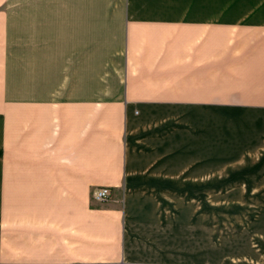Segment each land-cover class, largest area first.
Masks as SVG:
<instances>
[{
	"label": "crops",
	"instance_id": "crops-1",
	"mask_svg": "<svg viewBox=\"0 0 264 264\" xmlns=\"http://www.w3.org/2000/svg\"><path fill=\"white\" fill-rule=\"evenodd\" d=\"M165 1L178 2L181 9L167 11L159 3ZM238 3L242 11L264 10V0H0V264L189 260L188 242L170 227L171 201L143 199L146 195L137 194L143 189L132 194L136 186L127 183L128 176H164L161 171L150 175L155 169L135 171L133 144L139 143L133 137L145 131L147 113L176 106L195 111L236 106L235 97L221 99L219 55L208 51L204 56L199 41L205 25L219 28L220 11ZM12 11H127L135 28L128 23L117 62L124 73L122 87L95 94L119 103L123 132L121 124L104 126L102 135L113 138H102L94 148L92 88L71 93L79 99L46 104L44 87L29 86L31 73L40 82L39 63L35 69L26 41L13 39ZM18 71L20 98L14 100ZM47 95L70 96L60 90ZM93 159L100 164L94 166ZM168 185L160 189L169 191ZM94 186H108L121 199L101 205L98 213L86 196Z\"/></svg>",
	"mask_w": 264,
	"mask_h": 264
},
{
	"label": "rangeland",
	"instance_id": "rangeland-1",
	"mask_svg": "<svg viewBox=\"0 0 264 264\" xmlns=\"http://www.w3.org/2000/svg\"><path fill=\"white\" fill-rule=\"evenodd\" d=\"M159 3L167 11L181 9L178 2ZM239 4L220 11L219 28L205 25V38L199 41L204 56L208 51L215 58L219 55L215 67L221 77V99L235 97L236 106L202 111L176 106L147 113L145 131L133 137L139 143L133 144L139 168L135 171L155 169L150 175L161 171L164 176L135 173L138 176H128L127 183L136 186L132 194L145 190L137 193L146 195L143 199L171 201L170 227L188 242L189 260L182 258L184 264H264V10L242 11ZM12 13L13 39L26 41L35 69L39 63L40 82L36 83V72L31 73L29 86L44 87L46 104L58 98L63 103L79 99L71 93L92 88L94 148L102 138H113L102 135L104 126L110 129L121 124L123 132L119 103L95 94L101 88L122 87L124 73L117 62L127 42V25L133 22L127 11ZM17 74L14 100L20 98ZM55 90L70 96L47 95ZM93 164L98 166L100 160L93 159ZM186 171L189 175H184ZM166 184L172 189H160H166ZM101 189L110 192L106 202L96 200ZM86 196L98 213L101 205L121 199L108 186H94Z\"/></svg>",
	"mask_w": 264,
	"mask_h": 264
},
{
	"label": "built area",
	"instance_id": "built-area-1",
	"mask_svg": "<svg viewBox=\"0 0 264 264\" xmlns=\"http://www.w3.org/2000/svg\"><path fill=\"white\" fill-rule=\"evenodd\" d=\"M110 192L108 189L105 190H99L98 193L96 194V200L100 202H106L110 198Z\"/></svg>",
	"mask_w": 264,
	"mask_h": 264
}]
</instances>
